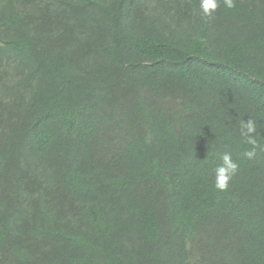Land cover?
Wrapping results in <instances>:
<instances>
[{
  "label": "trees",
  "instance_id": "16d2710c",
  "mask_svg": "<svg viewBox=\"0 0 264 264\" xmlns=\"http://www.w3.org/2000/svg\"><path fill=\"white\" fill-rule=\"evenodd\" d=\"M0 264H264V0H0Z\"/></svg>",
  "mask_w": 264,
  "mask_h": 264
},
{
  "label": "clouds",
  "instance_id": "9594fccd",
  "mask_svg": "<svg viewBox=\"0 0 264 264\" xmlns=\"http://www.w3.org/2000/svg\"><path fill=\"white\" fill-rule=\"evenodd\" d=\"M221 0H200V8L204 16H212L219 7ZM226 8L234 7V0H222ZM239 135L241 142L251 145V150L246 151L244 155L252 159L256 155V149L260 148L258 143L259 133H257V123L249 118L240 120ZM220 164L214 169V187L219 191H226L230 182L233 180L239 170V164L232 159V154L224 152L220 155Z\"/></svg>",
  "mask_w": 264,
  "mask_h": 264
}]
</instances>
